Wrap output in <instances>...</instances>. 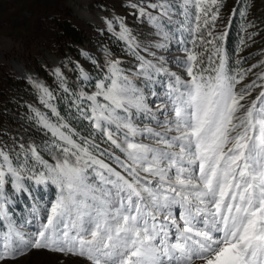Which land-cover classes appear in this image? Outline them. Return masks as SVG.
<instances>
[{
	"label": "snow or ice",
	"instance_id": "snow-or-ice-1",
	"mask_svg": "<svg viewBox=\"0 0 264 264\" xmlns=\"http://www.w3.org/2000/svg\"><path fill=\"white\" fill-rule=\"evenodd\" d=\"M221 6V0H157L148 6L155 15L140 8L158 37L155 48L167 51L177 40L185 55L172 59L188 79L170 72L163 56L140 57L123 27L119 39L140 63L133 73L106 60L100 79L83 74L95 91L81 89L72 106L89 125L87 136L60 115L53 93L34 82L56 117L33 110L56 155L50 163L33 145H20V154L0 148V193L9 183L23 192L32 180L58 194L36 231L13 220L3 225L0 264L41 250L91 264H264V83L237 90L251 69L236 68L239 60L229 64L227 31L208 30ZM174 17L181 18V35L187 31L183 39L174 37ZM257 79L264 82V74ZM256 88V98L243 103ZM146 120L156 128L141 127Z\"/></svg>",
	"mask_w": 264,
	"mask_h": 264
},
{
	"label": "rangeland",
	"instance_id": "rangeland-1",
	"mask_svg": "<svg viewBox=\"0 0 264 264\" xmlns=\"http://www.w3.org/2000/svg\"><path fill=\"white\" fill-rule=\"evenodd\" d=\"M156 2L157 0H0V148L20 154V145H24L25 149L33 145L50 163L56 155L46 147L51 143V134L35 122L33 110L47 114L53 121L56 117L40 102L41 93L34 87V82L44 85L53 93L51 103L72 127V122H75L89 132V125L76 117V110L72 106L74 94L81 89L88 93L95 91L94 86L83 81V74H88L92 81L100 79L106 69V60H119L122 68L133 73L140 63L128 50L126 42L119 39L123 27L132 33L139 44L137 52L140 57L155 62L163 56L170 72L188 79L184 69L178 67L172 59L183 58L185 55L182 50H178L180 45L177 40H171L167 51L155 48L154 45L158 42L156 32L148 19L139 13L140 8H145L155 15V10L148 6ZM221 3L215 27L210 26L208 30L212 31L213 36L227 31L224 47L229 55V64L233 60H239L236 68L251 69L236 85L237 90L254 80L264 83L257 79L258 75L264 74V0H221ZM240 13L244 15L241 16ZM180 19L174 17L170 27L174 37L180 36L183 39L187 36V31L181 35V29L177 27ZM68 23L79 30L78 40H74L67 32ZM208 30H201L205 40L211 39L207 36ZM250 35L251 39H248ZM208 47L210 49L211 45ZM195 50L202 52L203 46L198 44ZM207 56L208 53H204L200 57L205 64ZM260 91L261 88L253 90L243 103L251 102ZM153 111H156L155 107ZM145 124L156 128L155 123L147 120L141 127ZM75 130L82 136H87L78 129ZM24 184L26 190L23 192L17 191L9 183L0 193V204L4 205L3 211L8 214L7 220L0 216V230L8 220H13L24 231H36L58 194L52 185L41 186L32 180H25ZM33 209H36L35 215ZM14 264L91 262L74 254L41 250L19 257Z\"/></svg>",
	"mask_w": 264,
	"mask_h": 264
},
{
	"label": "trees",
	"instance_id": "trees-1",
	"mask_svg": "<svg viewBox=\"0 0 264 264\" xmlns=\"http://www.w3.org/2000/svg\"><path fill=\"white\" fill-rule=\"evenodd\" d=\"M66 30L73 37L74 40H78L77 36L79 35V30L74 25H72L71 23H68L66 26ZM72 123H73L72 124L73 127L78 129V131H80L84 135H88V132L86 131V129H84L82 125H78L75 122H72Z\"/></svg>",
	"mask_w": 264,
	"mask_h": 264
},
{
	"label": "bare ground",
	"instance_id": "bare-ground-1",
	"mask_svg": "<svg viewBox=\"0 0 264 264\" xmlns=\"http://www.w3.org/2000/svg\"><path fill=\"white\" fill-rule=\"evenodd\" d=\"M256 96H257V95H255V96L253 97V100L256 98Z\"/></svg>",
	"mask_w": 264,
	"mask_h": 264
}]
</instances>
